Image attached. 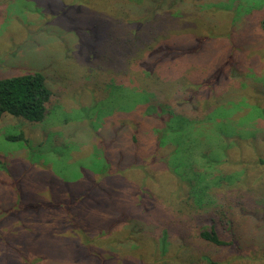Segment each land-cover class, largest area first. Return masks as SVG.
I'll return each instance as SVG.
<instances>
[{"label": "rangeland", "instance_id": "374dc122", "mask_svg": "<svg viewBox=\"0 0 264 264\" xmlns=\"http://www.w3.org/2000/svg\"><path fill=\"white\" fill-rule=\"evenodd\" d=\"M237 2L257 9L251 27L238 21L244 25L237 36L246 83L232 90L230 81L225 106L216 109L215 103L205 120L191 119L181 126L175 122L168 132L177 139L169 140L170 150L180 146L169 153V161L182 168L193 163L189 154L215 166L238 137L240 151L255 145V157L247 156L254 158L252 165L235 148L228 168H214L215 175L230 173L231 194L240 196L237 228L250 240L232 249L201 239L203 220L190 210L187 196H180L184 190L175 187L177 180L162 171L160 160L156 167H146L158 141V118L142 111L141 101L150 98L136 89L139 82L144 86L142 80L120 73L114 78L121 69L110 47L114 44L103 43L106 27L100 22L104 15L110 19L108 34L120 25L131 28L128 21L138 8L134 2L0 0V73L45 70L54 92L52 111L43 121L10 115L0 119V264H130L133 258L135 264H264V162L258 158L262 154L264 159V30L258 21L264 0H192L184 6L198 8L203 19L196 25L194 18L176 20L172 29L180 38L211 23L214 35L197 36L203 40L193 53H185L178 65L181 72L176 69L169 85L164 81L157 86L178 88L177 76L188 72L191 80L209 75L203 83L210 88L216 85L214 69L225 65L228 76L238 70L221 15L222 8L231 13ZM213 10L217 13L210 16ZM198 89L185 90L187 101L204 96ZM21 131L28 143L7 138ZM136 151L141 170L133 166ZM226 232L229 227L221 235Z\"/></svg>", "mask_w": 264, "mask_h": 264}, {"label": "trees", "instance_id": "16d2710c", "mask_svg": "<svg viewBox=\"0 0 264 264\" xmlns=\"http://www.w3.org/2000/svg\"><path fill=\"white\" fill-rule=\"evenodd\" d=\"M104 1L105 0H100L101 3ZM130 1L134 2V6L138 7L134 9L133 18L128 21V27L131 28L127 29L123 27V25H120L117 32L108 34L111 29L110 19L104 15L100 22L103 23L106 28L108 27L106 25L110 26V28H108L109 30L104 28L105 35L103 43L105 46L114 44L110 45V47L116 56L117 67L121 69L120 71L116 70L114 78L120 74L122 77H131V74H133L134 76L132 77L136 78L138 82L142 80L144 86L139 82V84L137 83L136 89L150 96V98H148L149 101H147L148 99L146 101H141L142 103H140V105L142 111L145 117L158 118L155 121L158 141L156 142L157 144L153 145L154 155L151 160L146 163V167H156L157 162L160 160V165L165 167L162 171H165L168 176H173L174 179L177 180V183L175 181L174 184L175 187H178L179 191L184 190V195L180 196H187L190 202V210H193V212L198 215L199 219L203 220L202 224H205V226H203L204 228L199 231L201 239L210 241L217 246H229L230 248L232 247V249H234L233 247L241 246L242 243H249V238L245 237V234L240 235V231L237 228L238 218L236 215L240 203V196L233 197L231 194L234 192L232 182L230 181L231 175L230 173L229 175H215L214 172L215 169L218 168H228V159L234 156L235 148L238 149L237 156L242 157L246 163L254 162V158H248L247 156L251 155L255 157V145L249 146L248 151L245 149L244 151H240L238 143H240L242 139L238 137L237 145H227L225 156L219 155V159L216 158L215 166L208 165L205 161L204 154L207 152L205 150L200 156V158L204 159V164H201L200 159H197L196 156L189 154V160H193V163L187 164L182 168L179 167V165H175L174 162L171 163V161H169V153H176L180 146L176 144L177 146H174V148L170 150L171 146L168 145L170 143L169 140L176 142L177 139L171 136L168 137V132H170L172 128V123L175 122L181 126L190 122L191 119L205 120L208 117V111L212 106H215V103L218 105L216 109H218L219 106H225V103L229 100L227 92L229 91L228 84L230 81L234 83V89L232 90L242 88L243 83H246L248 78L240 68V60H242V48H240L241 37L237 36V33H242L244 31V25L240 24L238 21H241V19L244 23L247 21V27H251L254 25V17L257 15V9L245 6L242 2H237V4L232 6L231 13L225 8H222L223 12L221 15L225 16L226 28L228 29L227 33L230 36V44L233 43V45L230 46V56L232 61L236 63L238 70L234 68L228 76V71L224 69L225 65H222L218 70L214 69L216 74V85L212 84L210 88L203 83V80L209 75L191 80L190 77L187 76L188 72H183L181 77L177 76L181 84L177 82L175 86L178 85V88L172 90L169 87L160 88L157 84L166 81L165 84L169 85V77L175 75L176 69L177 72H181L182 68L178 65L183 60L185 53H193L194 46L199 40L196 37H211L214 35V23L209 24L210 21H206L209 27H201L200 31L193 32L187 37L180 38L182 34L180 32L178 34L177 31L172 29V24L175 23L176 20L182 23V18L185 20H189L188 18L193 20L194 18V24L196 25L198 24L199 17L203 19L198 8L189 9L188 7H184L192 0ZM231 1L235 2L237 0ZM181 2H185V4L182 5ZM194 5L196 6V3H194ZM216 13L217 11L213 10L210 11L209 15L215 16ZM129 15L130 13H127L128 17H130ZM258 21L262 30H264V13L263 16L261 15L258 18ZM120 28L121 31L119 32ZM172 30L174 32H172ZM223 38H228V36L225 35ZM202 40L203 39H200L199 41L202 42ZM151 81L155 82L150 85ZM106 84L109 85V81L106 82ZM182 84L184 86L180 88ZM246 86L248 87V83ZM152 87L155 88L151 89ZM197 88H199L197 94L200 93L204 96L198 95L195 102L190 98L187 101L189 93H186L185 90ZM227 88L228 91H226ZM258 95L262 97V91H259ZM214 96L215 102L212 104L210 101ZM217 96L219 97L217 98ZM53 101L54 92L45 70L36 69L34 71L16 72L12 74L0 73V119L6 115H10L27 122H41L52 111ZM185 101L191 103V106ZM149 107H152V110H149ZM85 110L87 111L88 109ZM7 138L12 141L29 142V139L23 131L17 134H9ZM135 140L137 141L138 137L136 138L135 136ZM251 140L252 139H250L249 142H251ZM137 152L138 151L135 153L133 166L137 170H141L143 169V164ZM189 152L190 151H188V153ZM257 152V154H259V151ZM262 153L264 154V152ZM241 154H243V156H241ZM260 156H262V154L258 155V158H260L261 162H264V159ZM0 164H2L1 161ZM227 179L230 182L229 184L227 183ZM148 181H150V175L146 173L144 184H147V186ZM217 191H219V195H221L219 198ZM72 197H75V195ZM74 203L76 202H71L70 204L74 205ZM72 207L73 206L70 207V211ZM228 227L229 232L224 233V236L221 235L222 229ZM114 240H116L115 237ZM25 253L29 256L28 252ZM157 255L162 256V252L159 253V251H157ZM135 260L134 258L129 260V262H131L130 264H135ZM150 264H153V262L150 261ZM208 264H216V262L209 260Z\"/></svg>", "mask_w": 264, "mask_h": 264}]
</instances>
